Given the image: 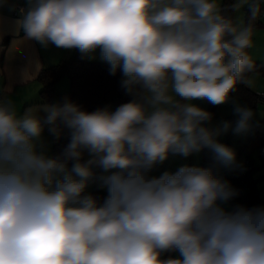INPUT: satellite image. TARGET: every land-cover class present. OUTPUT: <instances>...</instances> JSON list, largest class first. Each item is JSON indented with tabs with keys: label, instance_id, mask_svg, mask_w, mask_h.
<instances>
[{
	"label": "clouds",
	"instance_id": "1",
	"mask_svg": "<svg viewBox=\"0 0 264 264\" xmlns=\"http://www.w3.org/2000/svg\"><path fill=\"white\" fill-rule=\"evenodd\" d=\"M262 4L26 0L17 35L98 53L132 99L87 111L65 97L21 114L0 95V264H264V207H224L238 192L214 171L237 166L217 138L247 133L255 114L236 104L234 127H211L213 114L193 103L219 106L251 85ZM65 130L69 143L49 155L45 132L59 140ZM204 149L213 166L152 175ZM92 186L106 190L102 201Z\"/></svg>",
	"mask_w": 264,
	"mask_h": 264
},
{
	"label": "trees",
	"instance_id": "2",
	"mask_svg": "<svg viewBox=\"0 0 264 264\" xmlns=\"http://www.w3.org/2000/svg\"><path fill=\"white\" fill-rule=\"evenodd\" d=\"M230 0H222V3H229ZM249 9L246 14V19ZM256 68L252 73H258L264 76V62L253 60ZM248 74V77L250 74ZM66 77L68 79L67 98L80 105L84 110L94 111L104 106H112L113 109L119 105L129 102L132 96L128 95L121 87L122 74L117 72L116 75L109 73V66L103 61L88 60L82 57L78 50L66 59H61L49 67H43L37 76L41 84L39 92L40 104L50 103L56 96V83ZM232 96L239 95L249 103L256 104L257 93L252 92L245 84H238L236 91L231 93ZM217 106L210 104L209 112L213 113ZM246 142H252L259 148L264 143V137L257 136L254 133ZM69 143L67 130L64 131L59 140H54L51 155H59ZM251 158H248L244 172L237 176L229 177L233 188L237 190L238 195L228 201L231 209L236 205L247 207L262 206L264 207V196L261 197L257 186L258 177L252 174L253 166ZM216 174V172H215ZM101 201L107 195L106 190L93 186L90 190Z\"/></svg>",
	"mask_w": 264,
	"mask_h": 264
},
{
	"label": "crops",
	"instance_id": "3",
	"mask_svg": "<svg viewBox=\"0 0 264 264\" xmlns=\"http://www.w3.org/2000/svg\"><path fill=\"white\" fill-rule=\"evenodd\" d=\"M18 2L26 4V0H6V3L0 0V95L12 99L18 112L22 114L25 108L40 105L38 91L41 84L37 80L39 72L43 67L68 58L73 50L57 49L51 45L44 48L35 41H28L22 32L17 35L15 21L18 17L12 14V7ZM63 78L56 83V96L50 103L62 101L64 96L67 97L68 87L63 83ZM45 137L49 142L50 154L56 139L48 136L47 132ZM84 158H88L87 154ZM228 206L227 202L224 207L229 209ZM169 256L176 257L178 253L164 254V258Z\"/></svg>",
	"mask_w": 264,
	"mask_h": 264
},
{
	"label": "rangeland",
	"instance_id": "4",
	"mask_svg": "<svg viewBox=\"0 0 264 264\" xmlns=\"http://www.w3.org/2000/svg\"><path fill=\"white\" fill-rule=\"evenodd\" d=\"M222 2V0H221ZM243 13L246 14L248 8L245 7ZM254 47L249 50L250 55L253 60L264 62V20L259 19L256 23L255 34L253 37ZM97 58L92 60L101 61L99 59V54H96ZM90 60V59H88ZM252 83L250 86H247L252 92H264V76L258 73H252L248 77ZM65 86L68 87V79L63 78ZM60 81V80H59ZM66 97V96H64ZM193 103L197 104L199 107L209 111L210 104L207 100H196ZM236 104H240L243 106H247L251 108L254 112V117L251 121V128L247 133L243 134H234L231 129L225 134H222L217 139L219 142L229 146L233 149L236 154V162L237 166L234 167H223L216 166L214 167L215 172H219L221 170H225L231 168L233 171V175L237 176L240 173L244 172L245 167L247 165L248 158H251V163L253 168L252 174L254 177H258L257 186L259 188V192L261 197L264 196V160H262L258 155V148L255 145H252V142H246L249 137H251L254 133L259 137H264V103L259 101V98L256 104H252L244 100L239 95L230 96L229 102L217 106L216 110L213 111V118L210 122L211 127H216L221 125L223 122H230L233 127L235 125V121L237 120V115L234 112V107ZM256 122L259 123V129L257 132L252 130V125ZM51 155V153L49 154ZM183 164L189 165H199L203 167L213 166L215 164L214 154L209 149H204L198 154H194L188 158H184L179 155L170 156L167 161H165L162 165H159L152 173V175H160L162 172L175 171L179 166ZM232 186V182L229 179H226ZM93 187V186H92ZM90 187L88 191L92 189ZM233 187V186H232Z\"/></svg>",
	"mask_w": 264,
	"mask_h": 264
},
{
	"label": "built area",
	"instance_id": "5",
	"mask_svg": "<svg viewBox=\"0 0 264 264\" xmlns=\"http://www.w3.org/2000/svg\"><path fill=\"white\" fill-rule=\"evenodd\" d=\"M27 5L26 4H23V3H16L14 5V7H12V14L15 16V17H18L20 16V9L21 8H26ZM262 20H264V4H262V15H261V18ZM257 95L260 97V101L262 103H264V92H258ZM259 123L256 122L254 125H252V130L254 132H257L258 129H259ZM258 155L259 157L264 160V143H261L259 148H258ZM216 175H218L219 177L223 178V179H229V177L232 175V170L231 168H228V169H223L219 172H216Z\"/></svg>",
	"mask_w": 264,
	"mask_h": 264
}]
</instances>
